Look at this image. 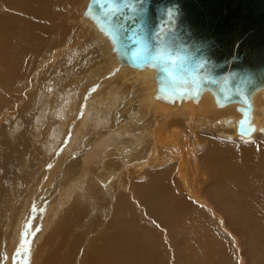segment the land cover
Here are the masks:
<instances>
[{
    "label": "rangeland",
    "instance_id": "374dc122",
    "mask_svg": "<svg viewBox=\"0 0 264 264\" xmlns=\"http://www.w3.org/2000/svg\"><path fill=\"white\" fill-rule=\"evenodd\" d=\"M45 2L0 0V158L11 151L0 162V264H44L45 260L89 264L104 259V264H264V131L250 139H230L197 128L202 142L198 146L195 132L191 134L182 122L180 131L188 138L181 140V149L197 147L200 161L215 143L225 146L220 153H227L229 147L241 169V180L231 183L227 178L223 182L210 178L208 172L194 176V189L200 195L196 198L186 182L177 180L169 159L156 165L150 162L137 172L125 171L137 146L133 149L131 133L124 129L130 125L136 136L150 120L149 112L141 118L127 108L123 119L114 120L132 90L130 85L119 87L121 97L100 117L89 107L81 114L85 121L80 122V117L75 121L76 110L71 113L67 108L55 131L61 101L50 108L48 92L53 81L55 90L65 86L61 80L73 65L72 56L62 54L58 65L48 67L46 73L43 69L39 78L38 64L45 52L65 42L73 25L65 16L70 4L79 0H50V7L43 10ZM100 59L107 61L103 50ZM127 74L131 78L132 73ZM75 122L76 129L69 132L66 123ZM111 125L121 134L117 141L115 135L107 136ZM118 144L131 155L116 153L113 165L105 169L104 160L114 155L106 150ZM104 169L108 175L103 180L98 174ZM55 183L51 208L35 223L33 209ZM155 189L162 190L163 197H153ZM244 216L253 219L250 229L240 222Z\"/></svg>",
    "mask_w": 264,
    "mask_h": 264
},
{
    "label": "bare ground",
    "instance_id": "6f19581e",
    "mask_svg": "<svg viewBox=\"0 0 264 264\" xmlns=\"http://www.w3.org/2000/svg\"><path fill=\"white\" fill-rule=\"evenodd\" d=\"M87 1L88 0H79L76 5L70 4L71 6L69 9L67 8V16L65 17L67 18L66 20L70 21L69 23H67L73 25H71V27L67 30L68 32L66 36H64L65 42L57 46L54 45V48H51L49 51L45 52L46 54L40 59L39 64L37 63L39 65L37 78H39L40 72L43 69L45 70L48 67H55V65H58L56 64V61L59 62L60 56L62 54H71L70 56H72L71 60L73 65H71V68L68 69L69 72L65 70V78L61 80L66 81L65 86H63L61 90H55L57 84L55 85L53 81L48 92L50 93L48 103V106L50 108L54 107L53 104H55L56 101H61V104L57 109V115L59 113L60 117L56 119V124L54 122L55 131H58V126L63 124L64 122L63 120L65 115L62 114L64 112H68L69 109L71 113L72 110H76L77 114L75 121L78 117H80L82 118L80 122L85 121V119L83 118V115L85 114L84 111L87 108L86 112H89V107L92 108V113H95V116L97 117H100L102 114L105 115V113L107 114L110 107L121 97L119 87L123 88L130 85L132 87V90L126 96V100L119 106V109H117V111L115 112L116 119L114 120L120 121V119H123L128 112H124V109L127 108L129 109V111L133 110L138 115V117L142 116L141 118H143L144 114H147L149 112V124L147 123V125H145L144 131H139V134L136 136H134V132L132 131V129H129L130 125L126 129H124L125 132L131 133V136L128 137L133 140V149H135V147L137 146L136 150H133V153L131 155V152L129 150V152H125L124 145L118 144V147L112 150L109 148L108 150H106L107 154L114 155L112 157L108 156V158L106 159L103 158L105 159V169L109 167L110 163L115 162L116 159L114 158V156L116 153H126L128 155H131L129 159V167H125L124 169H126L125 171L133 170V172L142 170L146 166V164L150 162H152L153 165H156L158 163H163L165 160L169 159V161H172L174 163V167H176L175 171L177 180L183 183L186 182V185L189 187V189L186 187L187 190L190 193L196 194L195 198L200 197V195H198L199 193H197L196 189H194V176H203L209 173L208 177L211 178L212 176H215L221 182H223L226 178L230 181V183L233 181L241 180V178H239L241 169H239L233 162V155L231 154V150L229 147L227 153H220L221 150L225 149V146H218L214 142L215 144L211 146V149L208 152L207 156L202 158V160L200 158V161H198V158H196L195 156L197 147L193 146V150H191V148L181 149V146L184 145L181 140L185 138L186 132L180 131V125H182L181 123L183 122L186 125V128L190 129V133L193 131L195 132L194 135H196V129L201 128L203 130H213L217 132L216 135H218L219 137L231 139L236 138L237 136L241 139H250V137H252L254 134H259L261 132L260 131L258 133L259 130L264 131V86L254 90V92L251 94L250 118L246 120V124L250 126V133L248 135L240 134L238 130V121L241 116L240 111L237 107L238 102H229L220 105L215 101V97L209 90L202 91L198 99H194L189 96H183L179 99H169L167 97H161L156 92V75L154 73V68H150L148 66H143L142 68H132L120 61L117 50L114 48L113 41L105 32V28L101 25L96 24L84 11ZM50 4V0H47V2H45L42 6L43 10L47 5H49L50 7ZM95 42L97 46L94 45ZM102 50L104 51L107 59L106 63H103V60L100 59ZM80 61H83L84 64H82ZM108 62L111 66H109L110 70L106 68ZM80 63L82 64V66ZM46 72L47 70H45V73ZM129 72L132 73L131 78H129V75L127 74ZM101 73L103 75L105 73L106 76L103 77L101 75L102 78H99V74ZM59 74L62 77L63 72ZM92 80L95 81L92 82ZM89 83H91L92 86L88 91H85L84 89ZM80 99L83 100H81L80 103L77 104ZM84 100H86L87 102H85L86 104L83 105ZM45 106H47L46 103ZM158 110H160V112ZM66 126L69 132H73L76 129V122L72 123L71 126L70 124L67 125L66 123ZM167 127L169 128V131L167 130ZM107 132V136L114 137L113 135H115V139L117 138L116 141L118 140L117 136L121 135L116 128H113V125L108 128ZM173 132H175V135L168 134H173ZM207 132L208 131H206V133ZM196 137V141H199V135H196ZM201 143L202 142L199 141L198 146H200ZM243 150L245 151V149ZM10 156L11 151L4 153V155L0 158L1 164H3L5 159ZM199 162H201V164ZM111 165H113V163ZM105 169L102 173L98 174L103 180L106 179L105 174L108 175ZM56 187V183L55 185L50 186L49 190L47 191L49 195L45 196L42 199L43 201H40L39 204L34 207L32 212V215H34V217H32L35 223L43 217L44 212H46V208H48L52 201H54L53 198L56 193ZM114 188L117 187L114 186ZM159 191L156 190V193L153 194V197H156L157 195L163 197L162 190ZM167 195H169L168 192H166V196ZM40 206L43 207L42 211L39 210L41 208ZM242 208H245L244 203L242 204ZM241 212L242 211L240 209V214ZM247 218L249 217L244 216L242 219H240V222L242 225H245L247 229H250L249 224H251L252 226L253 219L251 217V219ZM99 259L97 261H100ZM104 260L105 261L101 262H107L106 259ZM50 263H52L50 260L44 261V264ZM100 263L91 260L89 262V264Z\"/></svg>",
    "mask_w": 264,
    "mask_h": 264
},
{
    "label": "water",
    "instance_id": "95a60500",
    "mask_svg": "<svg viewBox=\"0 0 264 264\" xmlns=\"http://www.w3.org/2000/svg\"><path fill=\"white\" fill-rule=\"evenodd\" d=\"M119 60L154 68L161 97L198 99L209 90L238 102V130L248 135L251 94L264 86V0H88Z\"/></svg>",
    "mask_w": 264,
    "mask_h": 264
}]
</instances>
